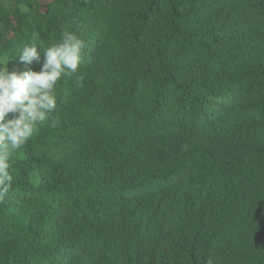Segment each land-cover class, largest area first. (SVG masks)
Segmentation results:
<instances>
[{
  "label": "trees",
  "instance_id": "1",
  "mask_svg": "<svg viewBox=\"0 0 264 264\" xmlns=\"http://www.w3.org/2000/svg\"><path fill=\"white\" fill-rule=\"evenodd\" d=\"M4 31L10 72L86 48L9 158L0 264H264V0H0Z\"/></svg>",
  "mask_w": 264,
  "mask_h": 264
},
{
  "label": "clouds",
  "instance_id": "2",
  "mask_svg": "<svg viewBox=\"0 0 264 264\" xmlns=\"http://www.w3.org/2000/svg\"><path fill=\"white\" fill-rule=\"evenodd\" d=\"M38 46L44 53L39 71L10 72V59H0V200L12 186L8 163L11 154L33 137L40 122L50 119L57 108L56 86L62 77L78 71L86 42L65 32L59 42L45 47L39 34L33 33L30 41L19 48V61L39 63Z\"/></svg>",
  "mask_w": 264,
  "mask_h": 264
},
{
  "label": "rangeland",
  "instance_id": "3",
  "mask_svg": "<svg viewBox=\"0 0 264 264\" xmlns=\"http://www.w3.org/2000/svg\"><path fill=\"white\" fill-rule=\"evenodd\" d=\"M2 2H6V0H1ZM11 37V36H8ZM9 38L3 37L2 40H0V49L7 48V46H10L11 48L17 47V42L12 43L11 40H8Z\"/></svg>",
  "mask_w": 264,
  "mask_h": 264
},
{
  "label": "crops",
  "instance_id": "4",
  "mask_svg": "<svg viewBox=\"0 0 264 264\" xmlns=\"http://www.w3.org/2000/svg\"><path fill=\"white\" fill-rule=\"evenodd\" d=\"M6 36H7V38H9L8 40H11L12 43H15V42H18L19 41L17 37L11 36L6 31H4V36L3 37H6ZM8 36H11V37H8Z\"/></svg>",
  "mask_w": 264,
  "mask_h": 264
}]
</instances>
